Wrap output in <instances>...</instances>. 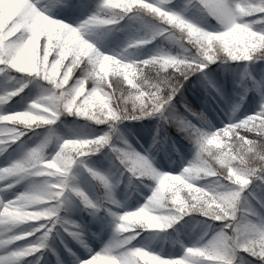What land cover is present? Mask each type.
<instances>
[{
    "label": "clouds",
    "instance_id": "obj_1",
    "mask_svg": "<svg viewBox=\"0 0 264 264\" xmlns=\"http://www.w3.org/2000/svg\"><path fill=\"white\" fill-rule=\"evenodd\" d=\"M132 2L135 0H105L108 7L104 8L106 10L104 16L115 17L118 15L117 10ZM156 11L160 12L159 9ZM254 13L264 14V0H258L257 3H251L249 0H225L222 10L215 18L223 30L215 31L207 30L189 19L173 17L167 13L162 14L165 24L169 26L167 28L169 39L178 46L179 50L175 55L167 51H158L144 61L146 67L139 69V80L135 85L137 89L142 86L143 90L134 92L131 88H125L118 78L121 65L125 69H130L136 64L135 60H128V57L132 55L130 51L132 46L125 45L118 52V55L125 58L123 61H116L114 57L108 55L96 56L93 50L90 55L95 58V63L105 71L111 65L116 77L117 94L112 97L110 93L104 91L102 78L93 77L90 79L91 88L88 94L78 104L75 103V94L70 96V90L64 87L68 83L72 66L69 65L68 70L61 76L62 59L57 58L52 63L54 77L58 79L45 72V69L49 67L50 52L48 50H45L42 60L38 49L31 55L10 59L14 70L41 77L50 83L51 89L47 95L31 102L30 108L35 111L14 112L8 116H0V120L23 124L26 127L51 125L62 111L72 114L74 107L78 117L87 118L98 124L105 123L108 125V131L88 140L63 139L58 143L50 159L46 158L45 153L49 143L46 137L40 144L26 151L20 159L23 160L20 166H17L19 163L17 160L5 168H0V181L10 177H17L19 180L28 177H46L42 181L30 183L24 191L20 192L15 202H10L4 211H0V224L7 221L6 227L11 230L29 221L56 216L63 204L60 196L63 193L61 185L64 182L62 175L64 162L73 159L77 154L83 155L85 151L95 153L103 146L109 145L115 159L130 173L129 185L132 184V177L155 182L143 204L130 210L113 212L112 222L116 223L119 233L127 234L115 240L118 246L124 242L130 243L145 230H166L188 212H199L215 220H224L229 217L236 220L239 212L240 218L236 221V226L231 231L217 232L210 243V249L215 255L226 253L235 257L239 255V249L247 250L248 246L255 242L259 246L260 254L264 255V230L244 214L247 201L241 203V191L248 184L250 172L257 169L264 170V94L260 95L259 109L255 114L229 123L222 129H216L203 109H192L194 115L203 117L199 127L193 126L190 122L180 124L169 115H161L160 110L166 102L163 98L164 92L153 91L149 87L157 82L175 84L178 77L192 66L194 60L212 63L217 60L224 62L252 59L254 53L264 49V25L256 30L253 27L254 22L245 19ZM143 42V39L136 41V43ZM31 43V40L25 43V52L29 50ZM9 51L12 53L15 49L12 48ZM72 88L76 92L83 93L85 81L81 79ZM237 95L238 99L228 106L229 120L236 117L242 107L246 90ZM172 98L167 97V99ZM150 116H159L165 123L172 125L175 131L195 148L193 158L182 167L179 173L161 171L155 166L154 157L150 158L149 155L137 151L127 140H123L122 135H118L119 123ZM0 131L12 134L16 129L4 128ZM204 132L209 133V138L216 137V139L211 145L201 150L197 146V141ZM113 135L122 139L125 147L110 144ZM156 144L157 139L154 137L149 148ZM74 145L76 147H73ZM212 145L215 147H211ZM33 148H37V151L32 152ZM112 175L115 177L114 180L104 175L96 178L105 190L104 198L111 204L123 207L127 197L125 201L115 197V190L121 183L120 176L123 173L120 172L119 175L112 173ZM161 176L167 177L168 180L165 190L157 192L156 187H159ZM209 177L215 179L203 188L198 187L196 181ZM222 180L229 183H221ZM16 182L17 180H13V183ZM232 185L239 187L234 188ZM185 186L194 189L195 194L181 197V191L185 189ZM56 188H61V192H56ZM50 201L55 203H47ZM261 224L264 225V221H261ZM224 228L226 229L227 225H224ZM28 235H30L28 231H19L17 235L7 236L6 241L0 240V243H12ZM76 239L81 245H87L80 235ZM111 239H114L113 235ZM37 247L35 244L25 245L18 251L22 255H28ZM133 251L141 257L148 255L145 247L137 246ZM105 264H132V257H125L120 261L111 259ZM240 264H243L242 260Z\"/></svg>",
    "mask_w": 264,
    "mask_h": 264
},
{
    "label": "trees",
    "instance_id": "obj_2",
    "mask_svg": "<svg viewBox=\"0 0 264 264\" xmlns=\"http://www.w3.org/2000/svg\"><path fill=\"white\" fill-rule=\"evenodd\" d=\"M73 3L83 5L78 10H68L63 6V0L57 2L53 0L50 6V11L53 15L68 17H80L86 12L93 13L97 11L91 8L94 0H72ZM180 0H168L166 4L176 5ZM251 3H257L258 0H249ZM199 5L197 0H189V4L180 7L185 10L188 7ZM183 7V8H182ZM200 7V6H199ZM105 9L101 11L104 15ZM204 11V10H203ZM118 15L122 14V10H117ZM204 13V14H203ZM116 15V16H118ZM61 18V17H60ZM200 20L210 25H218L214 17L210 16L206 11L200 14ZM248 21H253L254 29L258 30L261 25H264V14L254 13L245 17ZM3 23H0V28ZM159 18L150 15L142 9H133L123 15L118 23L110 26H96L94 32L97 35V47L105 53H118L127 44L128 41L134 38H140L143 35L149 36L154 29L168 28ZM152 42L136 46L130 49L132 55L128 60H143L146 55L156 54L158 51H167L175 55L178 52V46L169 39L168 32L152 38ZM53 58V53L49 54V61ZM64 63H68L66 57ZM63 68V65L61 66ZM80 75L78 66L74 67L73 72L69 76V82ZM110 79H116L110 74ZM122 79V77H120ZM27 81L26 85L16 95L11 96L4 104L10 108H25L28 109L31 103L26 100L30 96H36V99L48 94L51 85L44 81L41 77L32 74H22L10 67L0 73V90L6 93L15 91L21 82ZM67 86V85H65ZM86 90L91 87V81L86 82ZM128 87V85H125ZM246 96L244 103L238 111L236 117L229 120L227 110L231 103L238 99L239 93H244ZM264 94V49L253 54L252 59L247 61H224L219 60L207 63L206 67L201 71L192 72L191 75L183 81L180 91L173 96V102L176 108L183 114L188 115V118L195 122V118L185 113L183 103L188 104L192 109H203L208 117L212 120L216 129H222L224 125L235 122L238 119L245 117L249 110H256L255 106L259 103L260 95ZM80 99V98H78ZM12 123V122H8ZM7 127H15L23 131V135L14 142H6L0 145L4 150L0 151V167L11 164L15 156H18L22 149H30L34 140L47 137L49 143L45 148L46 156L54 154L56 150L57 135L62 134L73 138H93L108 131V125L105 123H96L84 117H78L75 113L68 114L62 111L58 119L51 125H41L39 127L25 128L21 124H8ZM155 127V130H153ZM119 129L118 135H122L123 140H127L137 151L142 154L154 157L155 166L161 171L176 173L179 170V163L182 160H190L193 158L195 148L188 141L184 140L176 131L175 128L165 123L159 116L145 117L140 120H125L117 125ZM4 129V127L0 128ZM163 134V137H162ZM11 136L10 133L0 131V138L6 141ZM157 139V144L149 148L153 138ZM122 139L117 135H113L110 144L118 147H125ZM55 142V143H54ZM211 147H215L212 145ZM147 150V151H146ZM82 159L80 164L81 172L83 171L84 188H80L79 177L75 174L78 168L73 166L69 170L67 179V189L63 193V204L55 218H42L38 221H29L26 224L18 225L12 228L11 231H31L33 228H38L40 224H44V228H39L33 235L26 237L24 240L16 241L15 244L20 246L32 243L43 236V229L51 226L52 230L46 240L48 242L47 249L43 252L40 248L35 253L29 254L22 258L20 264H64L68 261L70 264H77V261H83L90 258L97 250H100L109 242L112 236L109 234L108 225L110 226V218L108 209L126 210L134 208L142 204L145 198L149 195L155 182L152 180H141L132 177V184H128L130 173L119 164L115 159L114 153L109 145L102 147L98 152L89 153L77 160ZM89 167V169H87ZM91 171H95L100 175H104L110 180L115 177L112 173L120 176L121 183L115 190V197L120 201H125L123 207L111 204L104 198V189L96 177L91 175ZM46 177H28L22 180L23 191L32 182H39ZM214 177H209L199 181L210 182ZM250 181L259 180L264 188V170L257 169L254 176H251ZM227 184V181H221ZM127 186V187H126ZM235 186V187H234ZM237 185H232L236 188ZM74 188H78L87 194H90L94 203L100 207L97 211L83 204L82 199L75 194ZM130 194V195H129ZM246 194V196H244ZM188 195V189L181 191V197ZM249 192L241 191V203L249 196ZM49 204L55 201L47 202ZM258 208L259 210H256ZM107 209V210H106ZM250 210V211H248ZM244 214L253 223L259 224L263 220L264 215V199L256 201L255 206L247 201L246 211ZM58 218V219H57ZM53 219H57L55 224ZM74 221L78 228L72 230L78 231L80 237L84 239L88 245L86 249L81 245L76 238L71 236L64 230L65 225L62 221ZM211 217L202 215L199 212H188L181 216L179 220L173 223L166 230H150L143 231L136 236L130 243V246H136V243L145 233H152L154 239L151 246L156 252L165 257H180L184 249L181 248L185 241H190L195 244L206 243L209 236L210 224L218 223ZM14 244V245H15ZM121 247H127L122 245ZM115 251V250H114ZM262 264L258 257L250 255L244 250H239V255L233 258V264Z\"/></svg>",
    "mask_w": 264,
    "mask_h": 264
},
{
    "label": "snow or ice",
    "instance_id": "obj_3",
    "mask_svg": "<svg viewBox=\"0 0 264 264\" xmlns=\"http://www.w3.org/2000/svg\"><path fill=\"white\" fill-rule=\"evenodd\" d=\"M60 2V0H57ZM168 0H135V2L129 3L126 7H123L119 10H122V14L115 16V17H108L101 15V11L108 7L106 5L105 0H99L97 4V11L88 15L84 20H82L78 25L73 26L69 23H66L60 19L53 18V15L50 14V8H41L38 7L37 3L34 0H0V23H3V27L0 28V73H3L5 69L11 68L10 59L16 57H25L31 55L35 50H39L40 59L42 60L45 50L53 53V58L51 61L48 59L49 67L45 69L46 73L52 74L54 77V69L52 68V63L57 58L63 60V68L60 66V75L63 76L64 73L68 70L69 65H71V73L74 70L75 66H78L80 69V75L75 77L72 82H69L64 85V87L70 90V96L75 94V103L78 104L84 96L88 94V91L91 87H89L83 93L76 92L73 90L72 86L81 79L86 82L90 81L91 78H102L103 80V89L105 92L110 93L112 97H115L117 94L116 91V83L115 79H110V74L114 76L113 69L111 65L108 66L107 70L101 68L99 64L95 63V58L90 55V53L94 50L96 56L100 55H108L114 57L116 61H123L125 58L123 56L116 54H108L98 49L93 42H89V39L83 38L82 32H87L93 26H110L118 23L120 19H123V15L127 14L129 11L133 9H142L149 13L152 16L159 18L161 21L164 22L165 18L162 14L167 13L173 17H180L186 19L182 14L169 10L166 7L162 6L165 5ZM225 0H197L199 6L206 11L210 16L216 18L219 12L222 10V5ZM63 6L68 10H78L83 7V5L78 3H73L72 0H63ZM159 9L160 12L158 13L156 10ZM43 14V16H41ZM165 23V22H164ZM41 28H44L45 31L42 33ZM167 32V29L157 28L152 31V33L147 37L144 38H134L131 39L126 46H141L149 42L150 39L154 38L155 36L162 35ZM143 39V43H136V41ZM29 40L32 41L29 50L27 52L24 51V45ZM87 42V43H85ZM14 48L15 51L10 53V49ZM64 57L68 58V63H64ZM120 57V58H118ZM148 60V58H144L141 61H136L135 66L130 69H125L123 65H121V69L119 72V80L121 81L123 87L128 85L125 88H131L133 91L143 90L142 86L140 89H137L135 85L138 84L139 80V69L142 67H146L144 61ZM203 64L204 66L201 67L200 65ZM207 65L206 61L201 60H194L192 66L185 71L182 75H180L173 85H169L166 82H157L154 84L149 85L153 89V91H163L164 92V99L165 103L164 106L160 110L161 115H169L173 119H175L178 123H191L195 127H199L201 121L203 119L202 116H196L193 114L192 108L186 104L181 102L185 113H188L191 117L195 118V122L188 118V115L181 113L175 106V103L172 99H167V97L175 96L178 91H180L183 81L187 79L192 72L201 71ZM14 70V69H13ZM26 74V73H24ZM122 77V79H120ZM58 79V77H54ZM27 81L21 82L20 86L17 88L19 91L26 85ZM23 85V87H21ZM17 89L12 92H8L6 94L0 95V103L6 102L11 96L16 95ZM59 91V89H57ZM80 98V99H78ZM71 107V104L69 105ZM113 107H115V102H113ZM26 111V110H24ZM27 111H35V109L28 108ZM15 112H23V111H15ZM14 113V112H11ZM11 113H2L0 116H8ZM72 113H75V108H72ZM11 121L8 120H0V127L4 128H14L16 131L11 134V136L6 141L4 138H0V145L5 144L6 142H14L21 135H23V131L21 129L15 127H7L8 124H18L15 122L8 123ZM23 125V124H21ZM25 128H32L26 127ZM35 127V126H33ZM15 137V138H12ZM91 138H72V140H88ZM216 137L209 138V133L204 132L201 134V137L197 141V146L199 149L204 150L207 146L211 145L212 141L215 140ZM73 147H76L75 145ZM4 149L0 147V151ZM32 152L37 151V148H33ZM92 152L85 151L83 155H75L73 159H69L64 162L63 164V177L64 182L61 185L63 189V193L67 189V179L69 176V170L73 166L74 162L77 158L82 157L86 154ZM27 158V157H25ZM50 159V158H49ZM23 163V160H19L17 166ZM3 166L0 168L7 167ZM91 175L93 177H97L98 174L95 171H91ZM257 170L251 171L248 176V184L250 183V177L256 174ZM39 177V176H37ZM159 187H156L157 192H162L165 190V185L168 180L167 177L161 176L160 178ZM13 180H19L17 177H10L7 180L2 181L3 183L0 184V191H7L11 189L16 183H13ZM5 181H8L5 183ZM247 184V185H248ZM7 185V186H6ZM201 187V186H198ZM61 188H56V192H61ZM188 189V194H195V190L191 188ZM203 188V187H201ZM73 191L77 196L82 199L84 205L89 206L93 209V211H97L99 209V205L94 203L88 196L82 192L78 188H74ZM152 191V190H151ZM63 193L60 196V200L63 199ZM20 194L17 193L14 195L13 198L4 200L0 198V211H4L6 206L9 205L10 202H15L16 198ZM107 210V209H106ZM111 216L114 215L113 212L109 213ZM56 216H51L49 218H55ZM208 217V216H207ZM240 218V213H237L236 220H233L231 217L218 220V221H227L225 225H227L226 229L230 231L236 226V221ZM58 219V218H57ZM57 219H53L52 223L55 224ZM38 221V220H36ZM231 221V222H229ZM7 221L4 224H0V240H5L7 236L17 235V232H13L6 227ZM62 224L65 225L64 230L68 232L74 238L79 237V232L72 230L74 228H78V225L75 224L74 221H62ZM256 224V223H255ZM41 225H43L41 227ZM259 228L264 230V225L261 223L256 224ZM44 224H40L38 228L31 229L30 235H33L35 232L39 230V228H44ZM52 228L49 226L47 230L43 232V236L27 245L35 244L38 247L29 252V254L35 253L38 249L43 248L46 246V240L51 232ZM112 232L114 239H111L107 242L103 248L99 251H96L94 254L90 255V258L84 259L83 261H77V264H105L106 261L111 259H116L118 261L123 260L125 257H132V264H233L232 256H229L226 253H222L220 255H215L212 250L210 249V243L213 240V237L208 240L204 244H195L192 246L184 247V252L180 257H165L159 254H156L152 251L146 250L148 253L147 257H141L134 253V249L137 246H130L129 243L124 242L121 245H117L115 243L116 239H119L121 236L127 235L126 233H119V229L116 227V223L112 222ZM24 236L21 240H24L26 237ZM20 241V240H19ZM16 241L12 243L3 242L0 243V249H3V252L0 253V264H20L22 258L26 257L27 255H22L18 249L24 246L18 247H9L10 245H14ZM122 245L127 247H121ZM86 249L88 248L87 245L84 246ZM115 250V251H114ZM239 250H244L248 252L250 255L254 257H258L262 264H264V255L260 254V249L258 244L255 242L250 244L247 250L241 248ZM28 254V255H29Z\"/></svg>",
    "mask_w": 264,
    "mask_h": 264
},
{
    "label": "rangeland",
    "instance_id": "obj_4",
    "mask_svg": "<svg viewBox=\"0 0 264 264\" xmlns=\"http://www.w3.org/2000/svg\"><path fill=\"white\" fill-rule=\"evenodd\" d=\"M186 0H181L178 4L176 5H169V4H165V5H162L164 7H166L167 9L169 10H173V11H176L180 14H182L186 19H189L193 22H196L199 24V26L201 27H205L207 30H212V31H215V30H223L222 26L221 25H210L208 23H204L203 21H201L200 19V14H202L203 9L201 7H199L198 5L197 6H192V7H189L187 8V10L183 9L181 10L180 7L182 5H184L185 3L188 4V2H185ZM188 1V0H187ZM34 2L37 3L38 7H41L42 9L43 8H49V5L48 4H51L53 3V0H44V1H41V0H34ZM99 3V0H95L94 5H97ZM183 8V7H182ZM204 14V13H203ZM53 15V14H52ZM88 16L87 15H83V16H80L81 18L78 19H65V18H62V16H59V15H53V18H56V19H60L66 23H69L73 26H76L78 25L82 20H84L86 17ZM61 17V18H60ZM94 27L96 26H93L91 27V29L87 32H82V36L83 38H86V39H89V42H93L95 44V46L97 47V43H98V38H97V35L96 33L94 32ZM45 31L44 28H41V32L43 33ZM147 35H143L141 36L140 38H144V39H147ZM153 39H150L148 43L152 42ZM129 42V41H128ZM127 42V43H128ZM147 44V43H146ZM126 45V44H125ZM99 49V48H98ZM100 50V49H99ZM109 54H116L114 52H110ZM150 57V55H146L143 57L144 58H148ZM131 61V60H130ZM135 61H141V60H135ZM3 94H6L4 90H0V95H3ZM33 100H36V96L32 95L30 96L29 98H27L26 102L27 103H31ZM1 104L0 103V114L2 113H11V112H15V111H24V110H27L25 108H15V109H11V108H7L6 110H1ZM256 109H259V104L255 106ZM256 113V110H249L248 111V114L247 115H251V114H255ZM246 115V116H247ZM153 130H155V127H153ZM59 138L62 137L63 139H72V138H68V137H65V136H62V135H59L58 136ZM162 137H163V134H162ZM42 138H39V139H36L34 140L32 146L35 147L37 146L38 144H40L42 142ZM61 142V141H57V143H55L56 145V148L58 147V143ZM106 146V145H105ZM104 147V146H103ZM102 149V148H101ZM26 154V151L22 152V157H20L18 160L22 159L23 156ZM53 154L51 153L49 157H46V158H51ZM82 159H79V160H76L74 162V165L76 168H78V172L76 171V175L79 177V182H80V185L79 187L80 188H84V179H83V171L81 172V167H80V164H81ZM188 162V160H182L180 161L179 163V171L177 173H179L182 169V167ZM84 163V162H83ZM3 167V166H1ZM87 169H89V167H87ZM22 181V180H21ZM21 181H19L18 183H16L11 189H8L7 191H0V198L4 199V200H8V199H11L14 197L15 194L19 193V192H22L23 191V187H22V184H21ZM8 182V181H5V183ZM3 182L0 181V184H2ZM196 183L198 184V186H201V187H205L207 185V183L209 182H206V181H196ZM235 187V186H234ZM239 186L237 185L236 188H238ZM84 192V191H83ZM243 193L245 192H249V196H247V201L255 206L256 204V201L258 200H263L264 199V188H263V185L260 183L259 180H255L253 182L250 181V183L243 188L242 190ZM89 199L93 200L92 197L90 196V194H87L86 192H84ZM151 193V192H150ZM149 193V195H150ZM244 196H246V194H244ZM145 201H146V198H145ZM144 201V202H145ZM143 202V203H144ZM139 206V205H138ZM136 206V207H138ZM122 210H118L117 212H120V211H124L126 210L124 207L121 208ZM130 209H133V208H130ZM128 209V210H130ZM256 210H259L258 208H256ZM250 211V210H248ZM116 212V211H115ZM239 213V212H238ZM264 217V215H263ZM264 221V218L263 220ZM227 223V221H219L218 223H215V224H210V231H209V236L208 238H212L217 232L221 231V230H224V231H230L229 229H225L224 228V225ZM0 227H4V226H0ZM79 227V226H78ZM108 229H109V234L112 236L113 235V232H112V217L110 215V226H108ZM46 229H43V231H45ZM20 230L18 231H13V232H19ZM148 231V230H147ZM152 233L150 234H147L145 233L144 235L141 236V238L139 240H137L138 242L136 243V246H141V247H145L146 250H149V251H152L156 254H158L155 250V248H153V246H151V243L153 242V238H152ZM204 244V243H203ZM193 243L190 242V241H185L183 243V245L181 246L182 249H184V247L186 246H192ZM20 246V244L18 245H10L9 247H18ZM99 251V250H97ZM3 252V249H0V253ZM160 255V254H159ZM163 256V255H162ZM64 264H69L67 261H65Z\"/></svg>",
    "mask_w": 264,
    "mask_h": 264
}]
</instances>
